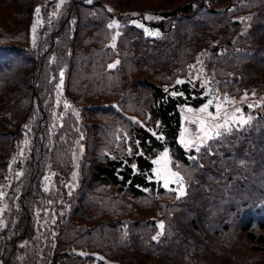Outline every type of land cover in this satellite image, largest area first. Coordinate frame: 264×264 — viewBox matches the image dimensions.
Wrapping results in <instances>:
<instances>
[{
  "label": "trees",
  "instance_id": "trees-1",
  "mask_svg": "<svg viewBox=\"0 0 264 264\" xmlns=\"http://www.w3.org/2000/svg\"><path fill=\"white\" fill-rule=\"evenodd\" d=\"M214 94L251 120L186 148ZM0 191V264H264V0H0Z\"/></svg>",
  "mask_w": 264,
  "mask_h": 264
},
{
  "label": "snow or ice",
  "instance_id": "snow-or-ice-1",
  "mask_svg": "<svg viewBox=\"0 0 264 264\" xmlns=\"http://www.w3.org/2000/svg\"><path fill=\"white\" fill-rule=\"evenodd\" d=\"M87 3L91 4L92 0H87ZM59 4H57V8H59ZM36 14L38 15L40 13V8L37 7L35 9ZM146 19L148 17H145ZM249 21L252 19V17L247 18ZM36 26L37 23H33L32 26V31L35 33L36 31ZM138 27H142V25L137 24ZM109 28H119L120 25L117 24L115 21H113L111 24L108 25ZM146 34L148 33V30L145 29ZM115 39V37H113ZM109 67H113V65H110ZM61 76V84H62V78H63V71L60 73ZM184 81L177 80L176 84H182ZM59 88L60 85H57ZM173 96L178 95L177 92L173 91L171 93ZM247 94H245L246 96ZM225 102H230L228 101L227 96L224 97ZM213 104V100L209 99L206 104H204L198 111L201 114V117L199 118V127H198V133H202L201 139L204 140H212L213 136L215 137H220L222 135V130L223 132L230 133L232 129V125L235 124L237 127L244 126L246 125L250 120L251 117H248L247 119L244 118V116L239 115L241 113L240 108L235 109V113H229L227 110L223 112V115H221V104L216 103V114L214 115L211 112H208L207 109ZM69 107L67 103H65V108ZM249 107H254V105H249ZM189 112L192 111V109H188ZM222 121V122H221ZM183 132L181 133V139L179 140V143L181 145H184L186 148L190 147H195L196 151H200V145L195 144L193 141L185 140ZM153 164L155 165H160V169H153L154 173L156 176L160 177L163 180L165 188L168 187L170 183H175L178 185L179 188V193L183 194L184 193V176L181 175L179 171H172L168 165L170 164V158H169V152L168 149L165 148L163 153L161 154L160 157H158L156 160L152 161ZM133 168H135V165H133ZM75 175V174H74ZM3 192L0 191V197H3ZM179 198V196H178ZM3 209H0L2 211ZM159 228L163 229L164 225L161 223L158 225ZM153 240H156L157 237H152Z\"/></svg>",
  "mask_w": 264,
  "mask_h": 264
},
{
  "label": "rangeland",
  "instance_id": "rangeland-1",
  "mask_svg": "<svg viewBox=\"0 0 264 264\" xmlns=\"http://www.w3.org/2000/svg\"><path fill=\"white\" fill-rule=\"evenodd\" d=\"M212 100V99H211ZM228 101L230 102H223L221 105V115H223V112L225 110H227V112L229 113H235V109L236 108H240V105L238 104V102L234 99V98H228ZM216 103H218V99H214L213 100V104L207 109L208 112L213 113L214 115L216 114ZM206 104V103H205ZM202 107V106H201ZM200 107V108H201ZM193 109V108H186V111H184V117H183V129L181 131V133L183 132L184 134V139L185 140H189V141H193L195 144H198L199 142L203 141L201 139L202 137V133H198V127H199V118L201 117V114L199 113V109ZM188 109H192L191 112L188 111ZM241 115V114H239ZM222 122V121H221ZM180 133V136H181ZM79 157V153L76 151L74 153V166L72 167L71 171H70V183L73 184L75 182V164L78 160ZM161 168V166L159 165V169ZM75 174V175H74ZM1 209V208H0ZM2 212V211H0ZM1 223V220H0Z\"/></svg>",
  "mask_w": 264,
  "mask_h": 264
}]
</instances>
